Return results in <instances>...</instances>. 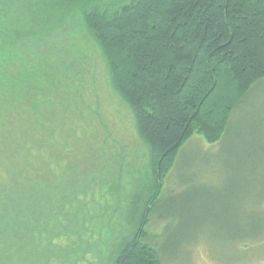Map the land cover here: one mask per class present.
<instances>
[{"label":"trees","instance_id":"trees-1","mask_svg":"<svg viewBox=\"0 0 264 264\" xmlns=\"http://www.w3.org/2000/svg\"><path fill=\"white\" fill-rule=\"evenodd\" d=\"M58 1L79 6L148 146L151 172L138 182L130 218L116 223L120 204L70 158L78 141H67L65 125L83 117L81 61L74 55L52 67L49 50L34 48L49 31L34 19L48 11L45 0H0V264H92L96 252L110 264L172 263L167 250L188 238L162 245L151 231L162 192L193 136L220 141L264 79V0ZM63 172L74 186L53 191Z\"/></svg>","mask_w":264,"mask_h":264},{"label":"rangeland","instance_id":"rangeland-1","mask_svg":"<svg viewBox=\"0 0 264 264\" xmlns=\"http://www.w3.org/2000/svg\"><path fill=\"white\" fill-rule=\"evenodd\" d=\"M43 1L32 4L39 7ZM56 1L45 0L48 11L34 15L49 29L34 48L39 44L42 52L49 50L45 58L52 67L74 55L81 61L77 85L84 95L83 117L65 125L70 135L65 139L78 141L70 158L77 168L79 160L85 164L86 178L97 175L110 204H120L116 223L127 221L138 182L147 181L151 172L149 149L137 134L131 108L111 83L102 51L76 10L79 6L70 11ZM92 133L97 144L89 141ZM91 146L98 152L87 154ZM66 175L52 178L53 191L58 185L74 186ZM263 199L264 79L233 112L220 141L210 144L195 134L169 173L151 231L162 245L172 235L188 240L167 250L173 262L166 264H264ZM102 255L94 253L92 264H110L108 254Z\"/></svg>","mask_w":264,"mask_h":264}]
</instances>
